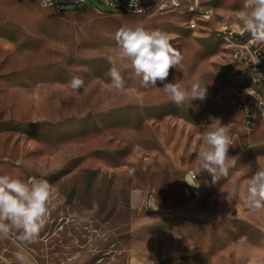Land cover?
I'll use <instances>...</instances> for the list:
<instances>
[{"label":"rangeland","instance_id":"1","mask_svg":"<svg viewBox=\"0 0 264 264\" xmlns=\"http://www.w3.org/2000/svg\"><path fill=\"white\" fill-rule=\"evenodd\" d=\"M243 2L179 0L128 15L97 0L64 9H42L34 0V22L0 23V175L53 187L38 239L22 242L15 231L0 239V264H19L20 248L29 264L264 260V212L240 200L246 181L264 167V43L240 24ZM122 25L166 32L183 61L165 82H199L205 99L177 107L119 64L128 91L116 94L108 57ZM74 76L84 88H70ZM217 123L229 129L236 163L213 182L197 153ZM191 171L198 188L184 180ZM133 193L139 197L131 202ZM85 211L91 216L81 222ZM207 249L214 253L206 259Z\"/></svg>","mask_w":264,"mask_h":264},{"label":"clouds","instance_id":"2","mask_svg":"<svg viewBox=\"0 0 264 264\" xmlns=\"http://www.w3.org/2000/svg\"><path fill=\"white\" fill-rule=\"evenodd\" d=\"M47 2L51 6V0ZM79 2L82 3L83 0ZM138 2L139 0H130L129 7L135 8L136 13L140 14L143 9L137 6ZM104 3L113 7L111 0H104ZM238 20L250 33L253 41L264 43V0H244ZM114 40V54L108 57V61L111 65L110 88L116 94H125L128 91L125 79L117 66L119 64L130 69L135 77H139L142 87L160 88L177 107H182L186 102L190 106L191 101L195 99H205L207 87L199 82L192 83L188 88L179 83L165 82L170 70L177 69L183 61L182 54L173 47L166 32L159 29L149 30L140 25H122L115 32ZM157 81L163 86L157 87ZM84 87L82 78L74 76L71 79L72 90L77 91ZM245 91L255 96L250 89ZM259 104L264 105L260 102ZM232 144L233 139L228 127L221 123L210 125L204 132L197 160L200 170L209 173L213 182L219 177H227L229 169L234 167L236 158L228 155ZM197 175L190 174L184 180L198 188ZM52 198L53 187L45 179L32 178L23 181L10 174L0 175V239H7L15 231L19 233L18 238L22 242H35L47 222ZM240 200L250 211L264 212V167L259 168L246 181V188L241 193ZM90 216L91 213L85 211L80 221L86 222ZM238 243H245V238H241ZM15 259L19 264H29L28 253L24 248L15 253ZM249 264H264V260L253 257Z\"/></svg>","mask_w":264,"mask_h":264},{"label":"built area","instance_id":"3","mask_svg":"<svg viewBox=\"0 0 264 264\" xmlns=\"http://www.w3.org/2000/svg\"><path fill=\"white\" fill-rule=\"evenodd\" d=\"M97 1L102 6L109 8L112 12L128 14V15L146 14L147 12L156 10L158 8L162 9L166 7L168 4L178 6V2H179V0H139L137 6L143 9V12L140 14H137L135 8L129 7L130 0H111L113 7L105 4L104 0H97ZM87 3H89V0H83L82 3L79 2V0H51V6H49L47 0H38V4L40 8L42 9H64L66 7H83ZM96 9H99V8H96ZM190 174H195V173L191 171ZM196 180H197V176H196ZM151 200H152V195H149L148 202L151 203ZM33 259L36 261V263L38 262L35 257H33Z\"/></svg>","mask_w":264,"mask_h":264},{"label":"crops","instance_id":"4","mask_svg":"<svg viewBox=\"0 0 264 264\" xmlns=\"http://www.w3.org/2000/svg\"><path fill=\"white\" fill-rule=\"evenodd\" d=\"M34 0H0V23H29L34 22L35 17L31 14L32 10L29 6V3H32ZM38 1V0H37ZM17 7L21 8L23 11L17 10ZM24 7V8H23ZM20 12V13H18ZM139 195L133 193L130 198L131 202L137 200ZM205 242V247H213L215 242L213 240H201ZM199 243V240H197ZM226 243V242H222ZM220 246H226V244H221ZM214 253L213 249H207L203 252L206 255V259L212 256ZM179 259V258H178ZM182 259V258H181ZM178 264V263H177Z\"/></svg>","mask_w":264,"mask_h":264}]
</instances>
